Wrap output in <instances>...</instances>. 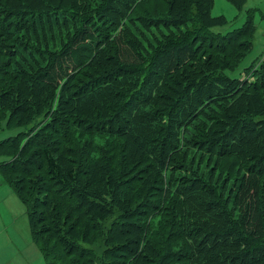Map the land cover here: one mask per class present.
I'll use <instances>...</instances> for the list:
<instances>
[{
	"label": "trees",
	"instance_id": "16d2710c",
	"mask_svg": "<svg viewBox=\"0 0 264 264\" xmlns=\"http://www.w3.org/2000/svg\"><path fill=\"white\" fill-rule=\"evenodd\" d=\"M64 1L0 0V33L8 38L1 39L26 38L39 48L29 45L19 55L0 47V59L15 54L25 66L20 71L24 81L0 89V131L14 123L31 125L0 140V170L25 203L33 239L47 264L98 263L91 247L98 238L100 264H164L153 260L161 251L152 243L158 237L163 255L172 250L166 259L173 264H264V60L247 68L252 77L226 73L253 47L254 16L250 13L241 26L222 32L215 28L228 20L212 15L215 0H162L161 19L140 11L150 0H86L84 17L74 14L81 0L65 4L66 15L55 13ZM229 1L239 9L246 2ZM100 2L109 4L102 15ZM23 8L30 17L14 20L15 9L21 16ZM154 10L156 6L151 14ZM12 41L9 46L15 47ZM70 41L75 52L65 51ZM36 64L38 80L33 77ZM11 66L0 71V86L21 80ZM51 74L52 81L42 80ZM47 82L50 90L44 97ZM33 86L36 107L17 109L19 95L29 96ZM136 98L141 103L133 108ZM192 99L190 106L179 107ZM187 107L193 119L188 124ZM59 119L64 130L55 127ZM126 123L134 132L141 130L138 139L131 138L149 153L132 157V145L126 146L133 131ZM55 133L59 137L53 139ZM144 134H153V140L145 142ZM101 138L105 141L97 143ZM56 139L61 146L52 143ZM72 139L89 152L80 165ZM118 139L120 147L115 146ZM189 139L198 145L211 139L208 155L234 157V165L220 180L214 179L224 172L220 167L204 176L182 175L173 157L194 148ZM164 141V147L153 145ZM20 145L38 160L28 153L4 152ZM120 150L121 162L116 157ZM132 160L146 165L143 179H129L128 169L122 174L121 163L131 166ZM125 220L128 228L118 229ZM173 225L183 229L168 245Z\"/></svg>",
	"mask_w": 264,
	"mask_h": 264
},
{
	"label": "rangeland",
	"instance_id": "374dc122",
	"mask_svg": "<svg viewBox=\"0 0 264 264\" xmlns=\"http://www.w3.org/2000/svg\"><path fill=\"white\" fill-rule=\"evenodd\" d=\"M64 2L65 3H63V4L59 3L58 6L54 8V12L55 13L58 12V13L65 14L66 13L65 4H67L68 6L72 5L70 0H65ZM86 2H87L86 0L78 1L77 2V6L79 8L76 10V12L74 14H79V16H81V17L83 16L84 17L85 14L87 13V11L84 10L85 9L84 5H87ZM161 2H162V0H150V2H148L147 4H144V7L142 8V10H144V11H142L141 9H140V11L146 16L152 15V16L158 17V19H161L159 17L164 16V11H165V10L163 11L164 7H163ZM100 3H102V4H100L101 10H103L105 8L102 12H100L101 15H102V14L105 13L106 8L109 7V4L108 5L107 4L104 5V2H100ZM107 3H109V2H107ZM152 6H156V10H154V12H155L154 14H151V13H153V11H151V7ZM24 9L25 8H23L21 10H24ZM74 9H76V8H74ZM15 10H16L15 15L11 16L13 19L16 16H17L16 19H18L20 17L29 18L30 15L32 14V13H28L26 10H24V11H21V16H19V13H18L19 10L18 9H15ZM106 13H107V11H106ZM250 13L254 16L253 25L255 26V31L253 33L254 34L253 47L249 50L247 55L241 60V62L238 65L237 68H235L234 70H226V73H228L232 77H238V78H243V79L247 78V77H250L251 76L250 73L249 72L247 73L248 69L249 68H251V69L255 68L256 65H259V63L262 60H264V0H246V2L244 3L243 7L240 8V9L237 8L235 5H233L229 0H215L214 7L212 9V15H214V16L223 15L228 20V22H227V24L225 26L215 28V30H221L222 32H227V31H230V30H232L234 28H237V27L241 26L245 22V20L247 19L248 15ZM105 15H107V14H105ZM157 15H159V16H157ZM49 16L52 17L51 13H50ZM102 17H105V16L103 15ZM23 18H21V22H24V20H26V19H23ZM108 22H109V18L107 17L106 23H108ZM48 23H49V26H51V21L48 22ZM64 24H66V23H61V26L64 25ZM98 27L102 28L101 25H98ZM58 32H59V30H58ZM90 32H92V30H90ZM1 38H3V39H8V38L4 35V33H0V47L1 48L8 47L10 49L9 53L19 52V55L22 54V53H27V50L29 49V45L31 46L30 48L32 50L35 48L34 46L31 45V43H34V42L33 41L30 42L26 38L15 39V37H12L11 40H9L7 42H5ZM95 38H96V36H94V40H96ZM12 40H15V47L14 46H9V44L13 43ZM18 41H20V43H19V46L17 47ZM47 41H49V40H47ZM49 46H50L51 50H55V47H56L55 44H49ZM73 47H74L73 42L70 41L69 46L65 47V51L68 52V50H69V51H74L75 52V48H73ZM35 50L39 51V48L36 47ZM88 51H89V49H87V52ZM45 52H46V50H45ZM87 52H85V53H87ZM70 54L73 55L74 53H70ZM80 56L82 58L86 57L85 55H80ZM80 56H78V58ZM17 58L20 59V56H17ZM55 59H56V57H54V55L51 56L50 57V64ZM11 60H13V63H15L14 66L10 65V61ZM20 61H22V59H20ZM60 61L63 62L62 59ZM150 64H152V63H148L147 66H146V68L149 71H150ZM9 66H11V68L13 69V72L15 71V73H17V74H15L16 77H18L20 75L21 80H16L15 82L7 81L5 84H2L0 86V89H2L4 87H8V86H10L11 89H12L13 86L11 84L15 85V87H16L18 84H20V81H24L25 80L24 73L20 72L21 69H24L25 66L21 62L16 61L15 54L13 56L4 55L0 59V71H3V70L9 71L8 70ZM49 68H50V66L47 67V69L45 71H47ZM37 69L38 68H37V64H36L34 72H33L34 73L33 77L37 78V80H38L41 76H40V72ZM45 79H48L49 82L52 81L53 80L52 79V74L50 76L46 77V78L42 77V80H45ZM76 80H77V78L75 79V81ZM49 82L44 84V85H47V91L45 92L44 97L48 96V91L50 90V87L48 89V83ZM8 83H11V84H8ZM76 83H77V81H76ZM80 83H82V82H79V84ZM30 88H31V93H30L29 96H25L23 94L19 95L21 100H19L18 103L15 102V106H16L17 109L20 108V109L23 110L24 106L27 107L28 105H29V107H31V106L32 107H36L37 102L35 101V97H33L34 96L33 95V92H34L33 90L36 87L33 86V87H30ZM211 90L214 91V89H211ZM195 92H197V91H195ZM203 92L204 93L206 92V88L204 89ZM16 93H17V91H16ZM215 94H217V93L215 92ZM180 95H181V93H180ZM141 99H144V97L141 98ZM141 99L140 98L134 99L133 108H136L137 106H140ZM193 100L194 99H192L191 102L190 101L181 102L179 104V107H184V104H188L190 106L191 103L193 104ZM17 106H19V107H17ZM130 108H132V107H130ZM148 109H150V108L148 107ZM188 110H189V107L186 108L187 114L185 115L186 119L190 118L188 120L187 124L193 122V119L191 118V114H190V112ZM25 111H27V110H25ZM151 115H152V113L149 114V116H151ZM113 121H114L113 122V126L115 127V129H118V125L119 124H118L117 120H113ZM63 122L64 121H62V119L60 120L59 123L56 122V125H55L56 129H58V127H60L61 130H64L63 129L64 128ZM53 123H54V121H53ZM24 127H25V129H28V128L31 127V125L22 126V127H15V123H14V124H12V127H7L6 126L5 129L0 131V140L3 139V138H6L7 136H9L11 134H17L20 130H23ZM82 127H84V125ZM125 128L129 129L130 132L133 131L129 135L130 142H127L128 145L126 146V147H130V144L132 145L131 146L132 149H133L132 150V157L134 158L135 156H139L140 153H143V151H146L147 153H149L150 149L145 150V149H147V146H144L141 142H139L137 144L133 142L134 139H136L140 135L141 130L138 129L139 132H134L135 131L134 127L129 126L128 123H126V127ZM126 129H125L124 132H126V133L129 132V131H126ZM131 135H133L134 139L131 138ZM144 135H146L145 136V142L148 141V140H153L152 139V137L154 136L153 134H151V135L144 134ZM181 135H182V132H181ZM192 135L193 134L191 133V136ZM52 136H53V139L59 137L57 133H55ZM96 138L98 139L99 137H96ZM233 138H234V136L229 138L227 140V142L229 143L231 141V139H233ZM211 139H209L208 141L212 142ZM101 140L102 141L98 140L96 142L97 143L104 142L105 138H101ZM189 140L192 142L191 145H194L193 146L194 150L193 149L190 150L188 152V154H186V155H175L173 157V162H174V164L177 167H180L179 171H181L180 173L182 175L188 174L191 177H195L194 175L201 176V175H203V172H205V171L206 172L209 171V173L211 174V173L215 172L218 167H220V170H222L224 172L220 176L214 177V179L220 180V179H222L224 177V174L228 171V168H229L228 165H231V166L234 165V163H233L234 157H230V158L224 157L223 159H217L212 154L208 155L206 149H210V147H211L213 142L212 143L207 142L205 145L200 143L198 145L197 144V140H193V139H189ZM127 141H128V138H127ZM52 143L55 144V146H57V147L61 146V144H62L60 139L53 140ZM157 143L158 142H155V143L153 142L154 147H156V146L164 147L165 141L161 142L159 145ZM71 144L73 145L74 148H76V150H78V155H76V158H77L78 165H80V164H82L85 161V159L87 157V153H89V152H87V149H85L84 147L79 146L80 142H76L74 139L71 140ZM134 144H136L138 147L134 146ZM23 145H20V147H17L13 151L7 150V151H4V152L7 153V154H15V153L17 154V153H21V152L24 153V154L28 153V155H31V159H34V160L37 161L39 156L38 157L34 156L32 151H28L27 153L23 152L22 151ZM119 145H120V141L118 139L116 144H115V146L117 147ZM206 146H207V148H204ZM63 147L65 149H68L69 151H71V149H73V148H70V144L68 146H66V144H63ZM137 148H138V150L135 153V150ZM201 148H203L204 154L200 156L198 149H201ZM101 154H103V153L101 152ZM163 156L164 155L162 153L159 154V157L163 158ZM103 157H104V155H103ZM116 157L118 158L117 161L120 160V162H121V159L123 157V151L120 150L117 153ZM2 158H4V157L0 153V161L2 160ZM65 159H68V156H66ZM138 161L132 160L131 166H129V165L124 166L125 164L123 163V165H122V163H121V168L120 169L123 171L122 174L124 175V173H127L126 170L128 169L129 171H131L128 174L129 176H131V178H129V179H132V178L143 179V175L145 173L146 165L142 164V163H138ZM246 162L250 163L251 160H247ZM198 168H199V170H198ZM1 176H2V172L0 170V178H1ZM41 178H45L44 174L42 175ZM0 184H1V179H0ZM26 184H29V183L26 182ZM23 185H24V183H23ZM154 187L156 188L157 186H154ZM1 189H3L2 195L11 194V196H12V200H13L14 207H15V247L20 248L17 242L25 241V240H29L30 241L29 216L26 214V205L23 202V200L20 198V196H18L16 193L13 194V191L10 188H8L6 185L1 184L0 185V190ZM1 200H3V198ZM3 205L4 206L10 205V198H9L8 201H4L3 200ZM148 209L151 211L150 208H148ZM164 219L165 218L161 219V223L162 224H163ZM109 223H110V221L107 224H109ZM118 227H119L118 229H120V230L121 229H124V230L127 229L128 228V221L127 220L123 221ZM108 228H109V226H105V230H107ZM182 229H183V227L179 228V227L173 225V227L171 228V231H169V234H171V239L170 238L167 239L168 245H171L173 243L174 239H176L177 236H179V234L181 233ZM160 237L164 238V235H162ZM134 238H137V236L134 235ZM95 242L96 243H94L91 246L92 248L94 247L95 250H96L95 261H98V260L102 261L103 260L102 239L98 238V239H96ZM152 243H154L153 246H155L156 249L158 248L159 251L161 250L160 252H158V255H157L156 259H153V260L157 261V262L159 261L160 263L163 262L164 264H173L174 261L166 259V255L171 253V251H172L171 249H168L167 253H165V255H163V251H162L163 249H162V245H161V238H159V237H158V239L153 238V242ZM99 261L96 264H100ZM186 263H188V262L185 261V263H183V264H186Z\"/></svg>",
	"mask_w": 264,
	"mask_h": 264
},
{
	"label": "crops",
	"instance_id": "0c3cea01",
	"mask_svg": "<svg viewBox=\"0 0 264 264\" xmlns=\"http://www.w3.org/2000/svg\"><path fill=\"white\" fill-rule=\"evenodd\" d=\"M0 179L1 184L13 191L2 176ZM2 191L3 189L0 190V264H47L41 248L33 239L30 220V241H19L17 243L20 248L15 247V207L11 194L2 195ZM2 198L4 201L10 198V205L4 206Z\"/></svg>",
	"mask_w": 264,
	"mask_h": 264
}]
</instances>
